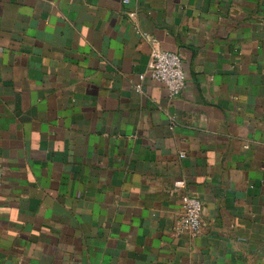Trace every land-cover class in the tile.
I'll list each match as a JSON object with an SVG mask.
<instances>
[{
    "label": "crops",
    "instance_id": "crops-1",
    "mask_svg": "<svg viewBox=\"0 0 264 264\" xmlns=\"http://www.w3.org/2000/svg\"><path fill=\"white\" fill-rule=\"evenodd\" d=\"M0 264H264V0H0Z\"/></svg>",
    "mask_w": 264,
    "mask_h": 264
},
{
    "label": "built area",
    "instance_id": "built-area-1",
    "mask_svg": "<svg viewBox=\"0 0 264 264\" xmlns=\"http://www.w3.org/2000/svg\"><path fill=\"white\" fill-rule=\"evenodd\" d=\"M130 0H123L124 4ZM129 18H134L135 10L127 12ZM151 51L147 70L140 74V79L148 76L151 80L165 85L169 95L175 97L180 95L186 85V76L182 66L181 55L174 51L162 49L158 42L150 37ZM140 87V84L137 86ZM186 181L182 178L176 179L173 184V191L178 193L181 198L182 214L177 222L178 231H184L191 236H197L202 230V209L203 203L197 196L185 191Z\"/></svg>",
    "mask_w": 264,
    "mask_h": 264
}]
</instances>
